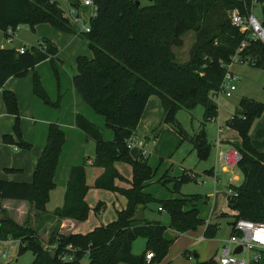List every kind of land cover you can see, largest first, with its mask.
Masks as SVG:
<instances>
[{"label":"trees","instance_id":"obj_1","mask_svg":"<svg viewBox=\"0 0 264 264\" xmlns=\"http://www.w3.org/2000/svg\"><path fill=\"white\" fill-rule=\"evenodd\" d=\"M97 5L95 18L89 22V32L79 33L88 42L93 56L79 55L76 58L77 72L71 83L81 100L95 113L100 114L112 134V140L103 138L100 128L81 115H76L75 126L87 140L94 143L92 165L103 172L93 183L97 189L118 192L125 197V205L117 211L114 221L95 227L87 233L62 234L55 231L49 252L43 245L38 231L30 225L33 218L53 221L70 218L83 221L90 210L85 201L90 186L86 184V161L71 166L65 186L63 204L47 212L50 192L55 187L54 175L65 140L59 123L48 125L46 141L36 160L30 181H8L0 179V240L19 242L17 252L31 251V264H79L87 255L88 264H153L167 251L172 240L166 239L164 225L157 221L136 217L138 207L146 208L156 202L170 216L169 227L176 232L195 228L203 220L192 204L184 210L185 200L191 198H169L157 200L144 191L146 183L153 177L147 160L133 158L127 147L128 139L142 116L148 98L156 95L162 107V121L175 129L184 139L188 136L175 118L179 109L203 107L204 121L216 116L217 102L212 94L219 89L225 68L218 60L228 62L244 39L245 34L232 26L227 11L241 8L238 0H151L139 5L135 0H94ZM63 10L50 0H0V31L6 35L8 28L25 25L33 29L40 23H49L54 28L73 32L72 25L63 17ZM196 33L193 56L185 63L175 61L172 45L185 29ZM44 49L31 47L23 53L15 48L0 47V88L11 77H23L44 60H49L56 82L59 83L55 63L57 48L53 42L43 39ZM241 55L255 58L256 65L264 69V43L249 41ZM33 94L44 104L59 106L52 102L36 72L32 76ZM2 100L6 113L14 117L13 130L17 144L30 149L31 144L21 138L19 130L18 104L15 94L4 89ZM243 115H233L227 125L235 129L241 144L235 146L239 159L235 169L242 175L239 184L228 186L229 209L233 219H246L264 223V151H258L250 141V129L264 110V103L252 99L239 102ZM198 159L207 158L210 144L202 130L188 136ZM4 143H13L10 134L2 137ZM128 165L131 178L125 177L115 166ZM185 175L176 180V187L188 180ZM124 182L126 187L117 183ZM3 200L24 201L30 206L22 223H17L3 207ZM100 203L97 204V208ZM225 213H223L224 215ZM216 224H208L205 236L215 234ZM57 228V226H54ZM232 230V228H231ZM232 232V231H231ZM136 237H144L145 247L141 254L132 253ZM57 238V239H56ZM71 245V247H69ZM152 253L149 260L146 254ZM71 255V261L62 256ZM210 257L192 264H212ZM250 264H264V258Z\"/></svg>","mask_w":264,"mask_h":264},{"label":"rangeland","instance_id":"obj_2","mask_svg":"<svg viewBox=\"0 0 264 264\" xmlns=\"http://www.w3.org/2000/svg\"><path fill=\"white\" fill-rule=\"evenodd\" d=\"M50 1L56 2L60 9L65 10L71 0ZM138 1L141 5L149 3L148 0ZM253 14L259 21H264V9L260 3H257L253 8ZM72 28L73 32H66L54 28L49 23L37 24L33 29L25 25H20L16 31V37L12 40H9V38L5 37L0 31V47L15 48L17 50L25 45L26 48L31 49V47H39V44L43 39L50 40L57 48L55 63L58 75H60L59 86L61 85V88L64 89L68 74L71 71H73V73L77 71V56L83 55L88 58L93 56V52L89 48L86 38L77 33L76 27L72 26ZM176 41L177 42L172 45L175 61L178 63H185L193 56L196 33L190 28L185 29L182 31L181 35L177 37ZM229 61L223 62V64H229ZM230 68L238 75L236 90L233 91L230 97L222 95L218 97L216 100V116L211 118V121H204L203 107L201 105H196L189 110L179 109L175 113L176 120L180 123L188 136H193L205 129L207 133V141L211 145L210 154L208 155L209 157L207 156V158L199 160L196 151L192 150L193 146L189 141L188 136L184 139L175 129L168 124L163 123L162 107L156 95H152V98H155L156 101L158 113L157 119H155V121L144 131L135 133V140L132 143L133 147H131L130 150L132 151L134 158H139L141 156L147 160V163L154 174L153 176L158 179L150 184L147 192L157 200L169 198H191L185 200L187 203L184 204V210L191 209L192 204H195L198 209V216L203 220L202 223L198 224L193 229L184 232H176L169 227L170 216L165 209L164 211L157 210L158 203H150L146 208L138 207V210H140L144 218L150 221H157L164 225L166 229L163 232V236L166 239L172 240V243L164 255L153 264H192L195 261L208 260L217 248V254H220L223 246L226 244V240L231 234V227L228 225L231 217H216L222 211H225L221 210L225 209L224 198L221 197L222 195H218L216 197V202L214 203V199L212 200L211 198V194L215 188L214 184L209 181L201 171V168L208 167L206 165L213 160V154L216 150L217 125L225 127L226 121L228 122L230 117L237 111L239 102L242 99H252L264 103V69L250 68L241 65H232ZM37 74L45 91L51 93L53 100H55L57 96V88L59 87L56 85V79L51 70L49 60H44L38 65ZM32 75L33 73L29 71V73L22 78H28ZM86 106L89 110H92L88 105ZM2 110L5 112L4 105ZM2 110H0V112H3ZM94 114L98 116L99 120L97 123L100 125L103 133H106V137H108V132L110 130L105 127L103 122H101L103 117L95 112ZM260 116L261 121L259 123L258 131L264 134V110L261 112ZM7 118H11V116L6 113L0 115V146H7V144H10L2 141V135L5 134L3 128L4 125H6ZM21 119H23L22 123ZM27 120L26 118L20 117L19 114V130L22 139V129H25L26 139H29L30 137L28 134L30 132L28 127L29 122H27ZM255 121L253 123H255ZM13 125L14 119L10 124V132H6V134L11 133L12 131V134L10 135L18 142V138L13 130ZM155 137L157 140L156 143L153 144V138ZM5 153H7V149H5ZM94 153L95 150L92 147L87 154L89 155V158H93ZM195 164H197L196 167L198 166L197 169H194ZM115 166L125 177L128 179L131 178V170L128 165L116 163ZM184 168L187 169L185 170ZM189 168L192 169V173L195 171L198 173V176H196L195 179L191 178L192 174H190L191 172H189ZM183 175L187 176L189 179L182 181L176 187V180ZM94 180L95 176L92 173V169L89 168L86 173V184L90 187L86 193L85 201L90 210L87 217L83 221H79L80 223L78 224L75 233H82L83 231L88 232L95 227L106 225L114 221L117 217V211L122 209L125 203V197L118 192L94 188ZM202 180H204V182H202ZM117 184L120 187L128 186V184L124 182H118ZM207 196L209 197V200H207ZM63 197V188L60 187L59 184H56L47 204L45 205V209L47 211H52L56 207H60L63 204ZM98 203H100V206L97 208L96 206ZM214 204L218 207V212L212 214V207ZM135 215L136 217L139 216L137 213ZM205 219L211 220L212 222H215L216 220L219 224V228L212 236H205ZM54 226L55 224L50 226V228L48 227L41 230L36 228L40 233L39 235L42 238L44 247L49 252H52L55 246L54 243H50V239L54 236L55 231H57V228ZM18 245L19 242L17 240H0V264H31L34 259L32 252L27 250L18 254ZM144 245V237H136L132 243V253L135 255L141 254L145 247ZM69 246L71 247V245ZM2 253H6L7 258H1ZM194 254H197V257H194ZM79 264H88L87 255H83L79 259Z\"/></svg>","mask_w":264,"mask_h":264},{"label":"crops","instance_id":"obj_3","mask_svg":"<svg viewBox=\"0 0 264 264\" xmlns=\"http://www.w3.org/2000/svg\"><path fill=\"white\" fill-rule=\"evenodd\" d=\"M24 47L26 48L25 45ZM39 64L35 66L34 70H30V72L37 73V67ZM76 72L73 73V71H71L68 74L64 89H62L61 85L59 86V83L56 82L57 83L56 85L59 88H57V96L55 100H53L52 94L46 91L49 99L52 102H55L56 100L59 99L58 100L59 106L57 108L44 104L38 97H36L33 94V90H32L33 75L28 78L11 77L5 82L3 88H0V110L3 109V105H4V103H2L3 90L6 89L12 91L17 99L20 117L26 118V120L29 119L27 120V122H29L28 127L30 129V132L28 133L30 136L29 139H26L25 129H22L21 131H22L23 140L31 144L30 149H23L17 144V141L13 138L14 139L13 143L7 144V146L6 145L0 146V178H3V180H8V181L28 182L31 180L36 160L38 159L41 149L46 141L48 125L51 122L59 123L60 127L65 133L64 144L62 146V150L58 159V165L54 175L55 184H59L60 187H62L63 190L65 191L68 173L71 166L79 165L84 160L86 161V165H85L86 173L88 172L89 168H91L92 173L96 178L98 175H100L103 172L102 168L94 167L92 165L93 158H89V155L87 154L92 147L94 148L93 141L87 140L84 133L80 129H78L74 123V119L77 114L83 116L84 118L95 123L96 125H98L97 121L99 120L98 116L94 114L93 110H89V108L86 106L87 104L81 100L78 93L72 87L71 78ZM58 77H60V75H58ZM59 82H60V78H59ZM238 110H240V107H238L237 111ZM2 111L3 112H0V115L1 114L4 115L6 113V110L5 112L4 110ZM10 116L11 118H7L6 125H4L3 129L5 134H3L2 136L6 135V132H10V124L14 119L12 115ZM157 116L158 113H157L155 98H152V96H150L146 102L139 123L133 133L134 140H135V133H140L144 131L146 128H148L151 125V123H153L155 119H157ZM260 121H261V116L258 119H256L255 123H253L252 129L250 130V141L254 146V148H256L258 151H264V134L258 131ZM22 122L23 119H21V123ZM101 122L104 123L103 118ZM98 127L100 128V125H98ZM100 130L104 139L112 140L113 134L111 131L108 132L109 133L108 137H106V133H103L101 128ZM203 130L205 132V137L207 140V133L205 129ZM216 130H217L216 148H215L216 150L213 154V160H211V162L208 165H206L208 167L201 168V171L205 174V176L209 179V181H211L214 184L215 188L211 194V198L212 200L214 199V203L216 202V197L218 195H222L221 197L224 198L225 209H221V210H225V211L224 212L222 211L216 217L230 216L231 218H230V222H228V225L232 227L231 222H233L232 214H234V211L229 209L227 204V197L229 194L228 186L231 184H235V185L239 184L242 180V175L235 168L230 169L226 163V160L220 159L219 152L222 151L225 152L226 154H229V149L231 146H239L241 144V138L235 129L231 128L230 126L228 127L227 121L225 123V127H222V125H217ZM9 134H12V131ZM156 140H157L156 137L153 138V144L156 143ZM217 144H219V146ZM5 149H7V153H5ZM192 150L196 151L195 149H193V147ZM210 150H211V145H210ZM130 155L134 158V155L131 150H130ZM196 165L197 164H195L194 169L198 168V166L196 167ZM184 169L186 170L187 168ZM189 170H190L189 172L192 171V169L190 168ZM192 172L190 173L192 174L191 178L195 179L196 176H198L197 175L198 173L196 171H195L196 173L195 172L192 173ZM157 180L158 179L153 176V178L146 183L144 191L147 192L150 184H152L154 181ZM202 182H204V180H202ZM207 200H209L208 196H207ZM2 205L7 210L10 217L14 219L17 223H22L25 220L26 215L30 212V206L24 201L3 200ZM158 207H157L158 211H164V209L159 210ZM212 209H213L212 214L214 212H218V207L216 206V204L213 205ZM52 211H47V212H52ZM223 213L225 214L223 215ZM137 214H139V216H137L138 218H144L140 210H138ZM32 220L33 221L30 222V225H32L35 229L39 228L41 230L48 227L50 228V226L55 224V226H57L58 233H62V234L75 233L77 230V226L80 223L79 221L70 218H63L59 220V222H57V220H53L52 222L41 220L40 222V220L34 218ZM204 222H205V226L213 223L216 224L215 226L217 229L219 228V224L216 220L215 222H212L211 220L205 219ZM82 233H87V232L83 231ZM38 234H40L39 231ZM217 249L215 250L213 255L217 252ZM194 257H197V254H194ZM146 260L148 259L146 258Z\"/></svg>","mask_w":264,"mask_h":264},{"label":"built area","instance_id":"obj_4","mask_svg":"<svg viewBox=\"0 0 264 264\" xmlns=\"http://www.w3.org/2000/svg\"><path fill=\"white\" fill-rule=\"evenodd\" d=\"M241 8L236 7L227 11L229 21L232 26L236 27L241 33L245 34L244 39L240 42L239 47L231 56L229 64H223L221 60L219 63L225 68L224 76L220 83L219 89L212 94L216 101L220 95L230 97L233 91L236 90V81L238 75L230 68L232 65L247 66L250 68H258L255 58L251 56L241 55V51L246 48L249 41H258L264 43V21H259L253 14V8L257 3L262 5L264 9V0H238ZM97 5L94 0H71L66 9L63 10V17L74 27L77 28V33L89 32V22L95 18ZM8 28L5 37L12 40L16 37V31ZM40 49H44L42 43L39 44ZM26 50L24 46L17 49L18 53H23ZM233 118V115L230 119ZM134 137L131 136L127 141V147H133ZM219 146V144H217ZM220 159L226 160L230 169L235 168L239 159V152L235 146H231L229 154L220 151ZM230 193V190H228ZM162 210V207H158ZM232 232L226 240L220 254L217 252L212 256V264H250L252 262H259L264 258V223L254 222L242 218L233 219ZM240 246L241 250L235 253V249ZM70 247V246H69ZM152 256L151 252L146 254L149 260ZM6 253L1 254V258L5 259ZM62 260L71 261L72 256L64 255Z\"/></svg>","mask_w":264,"mask_h":264},{"label":"water","instance_id":"obj_5","mask_svg":"<svg viewBox=\"0 0 264 264\" xmlns=\"http://www.w3.org/2000/svg\"><path fill=\"white\" fill-rule=\"evenodd\" d=\"M148 1H151V0H148ZM135 3H136L137 5H139V1H138V0H135ZM235 114H236V115H243V114H244V111H243V110H238ZM233 224H234V222H231V226H232ZM240 250H241V247L238 246V247L235 249V253L240 252Z\"/></svg>","mask_w":264,"mask_h":264}]
</instances>
